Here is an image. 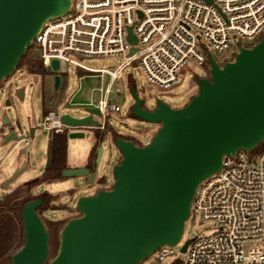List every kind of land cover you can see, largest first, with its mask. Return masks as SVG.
<instances>
[{"label":"water","instance_id":"water-1","mask_svg":"<svg viewBox=\"0 0 264 264\" xmlns=\"http://www.w3.org/2000/svg\"><path fill=\"white\" fill-rule=\"evenodd\" d=\"M70 6L71 0H0V85L17 69L42 25L65 14ZM128 39L137 43L131 28ZM208 61L210 75L197 79L198 93L185 107L175 109L157 99L155 108L147 109L131 87L132 114L160 125L152 140L139 146L119 133L110 136L121 153L113 169L114 183L109 190L80 198L81 215L62 229L58 253L51 261L50 234L38 214L43 199L26 202L20 214L24 244L11 264H141L162 246L179 243L199 184L220 171L225 156L240 150L252 152L264 142V36L251 48H240L234 60L222 66L211 53ZM51 67L58 89L59 62L53 60ZM17 96L23 99L24 91L19 90ZM4 105H10L8 96ZM87 112L82 118L63 114L62 122L70 128L99 126L94 115L101 117L100 110ZM19 129V123L12 125L6 115H0V149L32 140L37 128L30 127L28 137L19 135ZM31 151L32 145L25 149L26 161ZM103 151L100 145L92 172L88 166L68 167L62 177H82L94 183ZM50 160L48 152L46 167ZM25 169L27 164L18 166L6 180Z\"/></svg>","mask_w":264,"mask_h":264},{"label":"built area","instance_id":"built-area-1","mask_svg":"<svg viewBox=\"0 0 264 264\" xmlns=\"http://www.w3.org/2000/svg\"><path fill=\"white\" fill-rule=\"evenodd\" d=\"M129 28L136 44L128 39ZM263 36L264 0H71L65 14L42 25L31 48L39 51L42 67L53 75V60L59 62L60 76L76 69L79 86L69 104L80 94L82 80L100 79L101 86L83 106L100 110L101 117L94 119L103 121L96 128L105 130L107 118L121 112L110 97L127 68L137 64L152 87L169 90L180 82L189 60L204 66L209 53L216 60L213 50L230 49L228 61H233L240 48H251ZM108 56L124 60L112 69L83 62ZM62 115L58 109L47 112L50 134L71 129ZM193 211L203 221L215 222L217 229L193 238L181 252L180 264H264V152L258 158L244 150L225 156L220 171L197 187ZM174 247L159 248L157 262L175 255Z\"/></svg>","mask_w":264,"mask_h":264},{"label":"rangeland","instance_id":"rangeland-1","mask_svg":"<svg viewBox=\"0 0 264 264\" xmlns=\"http://www.w3.org/2000/svg\"><path fill=\"white\" fill-rule=\"evenodd\" d=\"M199 43V50L206 55L205 48ZM214 57L224 65L231 59L230 49L224 52L213 50ZM235 56L232 55V59ZM122 56L100 57L97 59H85L83 62L94 69H112L122 61ZM224 62V63H223ZM207 62L204 66L189 60L183 71L180 82L172 89H158L152 87L143 77L142 69L136 64L125 71V76L113 86L110 97L112 103L121 106V112L111 114L107 118L105 130L96 127L82 126L71 128L67 131V164L69 168H78L89 165V155L95 146L93 139L97 131L106 134L98 144L103 146L104 151L100 163L97 165V177L95 182L89 184L86 178L67 177L61 175L60 179L46 180L47 156L49 152L50 131L45 126V116L48 110L58 109L61 114H69L76 118L88 115L83 103L89 102L93 97L92 90L101 86L97 77H87L82 80L81 92L78 97L68 103L69 99L78 89V74L71 67L65 74H61V84L58 89L54 87V75L44 69L40 60V53L35 48L27 50L17 69L0 85V115H6L12 125L19 123L20 135H30V127H36L34 138L27 139L17 144H9L0 149V264H11L12 256L21 249L24 244V228L21 219V210L26 202L35 198L36 195H44L45 202L38 210V214L44 221L50 234L51 261L58 253L60 235L64 226L81 213L77 209L80 198L94 195L98 190H109L114 183L113 169L121 160L120 151L112 141L106 139V135L113 132L121 134L125 139L133 141L136 145H147L160 128L159 124H152L135 117L132 114L134 98L130 91L136 88L139 96L144 100L143 106L152 110L155 108L154 99H161L172 108L185 107L193 96L198 93L197 79L209 77L210 68ZM38 68H43L40 73ZM79 75H85L79 71ZM108 81H105L104 85ZM19 90L24 91V98L17 96ZM9 97L10 105L5 106V98ZM50 108L46 109L47 106ZM103 119H99L101 123ZM264 143V142H263ZM32 145L30 160L26 161L25 149ZM261 153L255 149L251 156L258 158ZM27 164V169L13 180L6 183V178L14 175L18 166ZM95 168V161L91 164ZM4 183V185H3ZM217 224L212 221H203L197 211H193L191 217L185 223L184 233L179 243L174 247L175 255L168 257L163 262H157L156 254H152L141 264H176L184 259L181 253L184 244L197 236H208L215 232Z\"/></svg>","mask_w":264,"mask_h":264},{"label":"trees","instance_id":"trees-1","mask_svg":"<svg viewBox=\"0 0 264 264\" xmlns=\"http://www.w3.org/2000/svg\"><path fill=\"white\" fill-rule=\"evenodd\" d=\"M22 61V59H21ZM209 66V65H208ZM38 70L43 72V68H38ZM132 87V86H130ZM106 133L102 131H97L95 138L96 143L95 146L92 148L90 155H89V164L94 163L96 160V153L98 149V144L102 140ZM114 134V133H112ZM49 156H50V165L47 168V172L49 178H55L56 176L60 175L63 170L68 168L67 164V149H68V141H67V132L62 134H50L49 140ZM260 153L264 152V143H260V145L256 148ZM176 264H180L177 262Z\"/></svg>","mask_w":264,"mask_h":264},{"label":"flooded vegetation","instance_id":"flooded-vegetation-1","mask_svg":"<svg viewBox=\"0 0 264 264\" xmlns=\"http://www.w3.org/2000/svg\"><path fill=\"white\" fill-rule=\"evenodd\" d=\"M114 134H115V132H113ZM48 168V167H47ZM46 168V169H47ZM89 169H90V171L92 172L95 168H94V166H92V165H89ZM61 175V174H60ZM62 176V175H61ZM45 177H46V180H56V179H60V178H58L57 176L55 177V178H49V175H48V172L46 171V174H45ZM8 182V180H6V183ZM3 185H4V183H3ZM45 196L44 195H36L35 196V198H33V199H43V203L45 202ZM2 201H4V199L2 198V199H0V202H2ZM40 209V208H39ZM38 209V210H39Z\"/></svg>","mask_w":264,"mask_h":264},{"label":"crops","instance_id":"crops-1","mask_svg":"<svg viewBox=\"0 0 264 264\" xmlns=\"http://www.w3.org/2000/svg\"><path fill=\"white\" fill-rule=\"evenodd\" d=\"M48 108H50L49 105L46 107V109H48ZM48 111H50V110H48ZM48 111H47V112H48ZM106 139H107V140H110V134H109V135H108V134L106 135ZM93 142L96 143V138L93 139ZM99 144H100V143H99ZM89 165H91V164H89ZM89 165H88V167H89Z\"/></svg>","mask_w":264,"mask_h":264}]
</instances>
